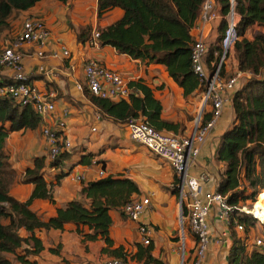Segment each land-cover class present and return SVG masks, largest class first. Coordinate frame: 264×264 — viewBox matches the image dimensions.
I'll return each mask as SVG.
<instances>
[{
    "label": "crops",
    "instance_id": "crops-1",
    "mask_svg": "<svg viewBox=\"0 0 264 264\" xmlns=\"http://www.w3.org/2000/svg\"><path fill=\"white\" fill-rule=\"evenodd\" d=\"M28 17H38L46 23L50 36L45 50L47 53H59L58 57L50 55L40 58L37 54L40 46L37 43H26L22 47L24 69L29 82L54 100L55 110L49 118L42 119L38 128L14 131L7 137L4 152L17 173L11 195L22 202L31 198L35 184L24 182V176L27 169L34 166L37 157H46L45 178L48 182L55 181V175L61 170L49 167V144L43 129L46 125H55L58 119H64L67 124L65 135L73 147L71 158L64 165L66 175L54 187L56 203L48 199H34L31 209L42 219L48 220L57 214L58 207L74 199H83L89 205L90 200L84 198L82 189L90 182L107 176L131 179L138 188L131 199L143 197L149 203L140 214L138 222L131 221L121 211H111L112 248L123 249L128 258L140 264H155L148 261L150 258L156 259L157 264H180L181 213L172 168L143 144L133 141L125 122L105 113L93 102L87 92L84 66L89 60H94L119 72L128 82L142 81L161 104V120L173 124L172 129L162 130L180 136L192 134L198 117L211 111V105L203 100L202 87L185 96L183 89L169 76L164 65L133 59L111 45L90 44L89 41L98 29L106 28L123 17V9L119 7L99 18L98 0H42L28 10H15L12 13L9 18L10 28L0 34V49L9 46L23 31L24 21ZM88 26L92 29L87 35L88 39L80 41L78 34ZM202 26L204 33L209 35L208 40L214 43L218 34L215 23ZM258 29L257 26L251 27L247 36L251 37L253 31ZM195 34L196 30L192 28L191 35L194 37ZM63 47L69 51V55H63ZM237 71V62L231 49L223 67V76H230ZM0 75L11 80L14 72L0 69ZM247 80L245 77L239 88ZM233 117L232 102L226 103L205 141L199 145V154L190 169L194 175L209 172L212 175L208 185L210 189L215 187L219 178L220 165L215 160L216 149L221 135L231 126ZM9 125L6 124L7 127ZM93 127L97 130H93ZM90 153L100 162L90 165L81 163L82 157ZM101 171H104L103 176L100 175ZM78 176L82 179L79 180ZM208 222L210 243L199 264H228L232 231L241 237L244 232L230 229L214 213L209 216ZM140 223L154 227L148 245L142 243L138 230ZM21 232L26 235L25 231ZM36 234L42 240L44 249L27 257L32 264H96L111 257L103 252L106 247L103 239L84 243L73 223L66 224L63 230L41 229ZM262 235V225L250 227L247 232V249L251 250L254 238ZM186 244L191 251L186 256L191 259L195 240L190 232ZM56 249H60V252L54 251ZM7 257L12 264H22L14 254L9 253Z\"/></svg>",
    "mask_w": 264,
    "mask_h": 264
},
{
    "label": "trees",
    "instance_id": "trees-1",
    "mask_svg": "<svg viewBox=\"0 0 264 264\" xmlns=\"http://www.w3.org/2000/svg\"><path fill=\"white\" fill-rule=\"evenodd\" d=\"M40 1L0 0V34L10 28L9 18L15 10H28ZM201 2L98 0L99 18L113 8L123 9L121 19L106 28L98 29L99 43L111 45L133 59L164 65L169 76L186 96L201 86L191 65L194 41L191 30L198 18ZM215 3L221 19L217 27V38L209 46L206 61L209 64L218 62L223 54L229 15L234 12L237 22L233 28L235 39L231 49L237 69L251 74L233 95V121L221 135L215 154V160L220 165L216 191L226 196L227 204L232 207L229 228H235L234 221L244 225L242 237L232 231L228 264H264V250H248L246 244L249 228L256 223L263 227L264 224L239 210L248 202L253 205L264 191V0H215ZM253 26L259 29L248 37L247 32ZM91 30L88 26L80 31L78 39L86 41ZM129 86L133 89L129 98L119 101L99 98L87 92L96 105L118 121L124 123L130 117L142 116L156 129H172L173 124L161 120L162 107L153 97L152 90L140 80L130 81ZM210 118L211 113L202 115V122L206 123ZM41 122V116L32 106L19 105L10 97L0 96V264H12L7 257L9 253L14 254L22 264H32L27 257L44 249L36 231L63 230L68 223L77 226V232L84 243L103 239L106 242L104 253L111 257L131 259L123 249L112 248L114 242L110 236L113 223L111 211L123 212V206L131 200L133 193L138 192L131 179L107 176L90 182L82 189L84 198L90 200L89 205L83 199H74L58 207L55 216L44 220L31 209V204L34 199H48L56 203L54 187L66 175L64 165L72 154L66 151L49 163L50 168L61 170L55 175V181L48 182L45 178L46 157H37L34 166L28 168L24 176V182L35 184L31 198L22 202L11 195L17 173L4 152L6 139L11 132L36 129ZM99 162L92 153L81 159V163L88 165ZM186 214L183 205L182 215ZM22 230L26 235H22ZM54 251L59 253L60 249ZM148 261L157 264L154 258Z\"/></svg>",
    "mask_w": 264,
    "mask_h": 264
},
{
    "label": "built area",
    "instance_id": "built-area-1",
    "mask_svg": "<svg viewBox=\"0 0 264 264\" xmlns=\"http://www.w3.org/2000/svg\"><path fill=\"white\" fill-rule=\"evenodd\" d=\"M221 15L215 0H202L197 21L193 29L196 30L194 41L191 47L192 71L203 88V100L211 105V118L206 123L202 117H198L195 123V130L188 136H180L172 132L156 129L145 118L130 117L125 122L129 129V136L133 141L143 144L151 153L165 160L174 173L175 189L181 213V239L182 245L180 264H199L205 256L210 243L209 216H214L224 221L229 226L232 207L227 204L226 196L208 188L212 175L209 172H201L194 175L190 172L191 166L199 154V145L213 128L221 116L222 109L226 103H231L233 95L239 89L243 79L250 78L251 74L237 71L230 76L221 74V67L228 58L235 39L234 26L237 17L234 12L229 15V28L227 36L223 41V54L218 62L206 61V55L211 45L209 35L204 33L202 25L215 23L218 27ZM215 29V27H214ZM50 36L46 23L37 17H28L23 24V31L18 34L9 46L0 49V69H9L14 72L11 80H6L0 75V96L10 97L19 105H30L41 116L43 120L49 118L55 110V102L44 95L36 86L29 82L24 69V53L22 47L26 43H37L40 46L37 54L40 58L47 56L58 57V52L47 53L45 46ZM100 33L95 32L90 44H99ZM63 55H69V51L63 47ZM44 69V68H42ZM85 78L88 91L99 98L122 100L128 99L132 93L129 82L117 71L108 69L100 63L89 60L84 66ZM81 87V86H80ZM67 124L64 119H58L55 125H46L43 134L49 144V159L54 160L61 153L71 151L73 144L66 138ZM93 130H97L93 127ZM101 176L104 171H101ZM79 180L81 176L77 177ZM147 198H133L126 203L122 210L123 214L131 221L138 222L140 214L148 206ZM186 207V219L190 234L194 237L195 245L193 255L189 259L185 255V234L183 231L182 206ZM246 206L239 208L244 214L258 220L264 221ZM237 231H244V225L234 221ZM138 230L142 243L148 245L154 232L151 224L140 223ZM253 248L264 250V235L254 238ZM96 264H140L133 259L109 257Z\"/></svg>",
    "mask_w": 264,
    "mask_h": 264
},
{
    "label": "rangeland",
    "instance_id": "rangeland-1",
    "mask_svg": "<svg viewBox=\"0 0 264 264\" xmlns=\"http://www.w3.org/2000/svg\"><path fill=\"white\" fill-rule=\"evenodd\" d=\"M38 18V17H37ZM42 20V19H41ZM257 30H255V31H253V33L254 32H256ZM252 33V34H253ZM228 57V56H227ZM228 59V58H227ZM227 59L224 61V63H223V65L226 63V61H227ZM231 59V58H230ZM230 61V60H229ZM264 192V191H263ZM262 192V193H263ZM260 194V196L261 195H263V194ZM260 196H258V199H257V201L254 203V205H255V208H256V206L259 204V202H260ZM245 206L247 207V209H251L252 208V206L253 205H250V203L248 202V203H246L245 204ZM255 208L253 209V211L255 210ZM264 221V220H263ZM255 225H260V224H258V223H256ZM183 231H184V234H185V241H186V239L189 237V229H188V223H187V219L186 218H184L183 219ZM180 230H181V227H180ZM180 245H182V240H181V243H180ZM191 253V251L189 250V246H188V244H186V251H185V255H189Z\"/></svg>",
    "mask_w": 264,
    "mask_h": 264
},
{
    "label": "bare ground",
    "instance_id": "bare-ground-1",
    "mask_svg": "<svg viewBox=\"0 0 264 264\" xmlns=\"http://www.w3.org/2000/svg\"><path fill=\"white\" fill-rule=\"evenodd\" d=\"M262 197H264V195L260 196V202L259 204L256 206L254 205L255 210L253 211L259 218H261L262 220H264V202H262ZM253 208V209H254Z\"/></svg>",
    "mask_w": 264,
    "mask_h": 264
}]
</instances>
